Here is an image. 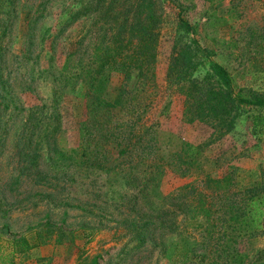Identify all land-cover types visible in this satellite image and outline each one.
Here are the masks:
<instances>
[{"label": "rangeland", "instance_id": "1", "mask_svg": "<svg viewBox=\"0 0 264 264\" xmlns=\"http://www.w3.org/2000/svg\"><path fill=\"white\" fill-rule=\"evenodd\" d=\"M149 1L155 3L156 15L144 13L136 23V0L0 1V43L4 51L3 62L0 60V81L4 83L0 89L5 92V84L11 90L5 101L10 106H0V242L9 249L11 239L22 235L33 239L37 230L45 238L41 245L17 256L15 264H210L185 259L192 240L182 236L185 232L179 233L191 226L183 214L174 219L173 226L157 229L144 244L135 237L137 226L124 228L118 220L134 216L143 219L160 208L171 210L164 197L204 172L217 177L233 169L234 178L241 184L264 180V125L252 127L249 118L258 110L264 113V106L252 108L237 100L230 112L231 128L221 135H213L206 122L183 117L192 78L209 79L217 86L223 83L211 67L214 62L227 70L234 93H256L264 99V0L145 3ZM29 20L34 21L31 30ZM29 31L32 36L26 34ZM98 42L117 48V55L138 54L157 60L156 77L148 90L152 109L144 125H157L162 151L179 149L183 139L201 146L198 171L193 176L163 172L157 185L148 194L146 190L140 192L136 202L120 194L136 192L138 182L156 175L136 162L125 165L127 171L121 173L81 177L68 190L55 194V200L42 174L40 180L23 176L16 182L20 146L30 145L23 126L38 105H46V115L37 114L41 122L37 119L39 124L32 132L36 153L31 159L33 166L38 165L32 176L64 170L59 162L54 167L48 150L50 139L44 136L56 87L63 88L57 111L58 141L69 149L78 147L84 89L76 79L61 81L60 74L79 71L88 58L105 52L106 45L96 50ZM125 47L130 48L120 50ZM124 76L123 72L112 73L107 97L114 99L124 84L128 89L136 87L137 69ZM76 196L82 206L75 204L77 199L72 197ZM14 202L11 207L9 203ZM160 215L170 216L166 212ZM240 249L245 260L230 264H264V228ZM258 251L263 253L255 260Z\"/></svg>", "mask_w": 264, "mask_h": 264}, {"label": "trees", "instance_id": "2", "mask_svg": "<svg viewBox=\"0 0 264 264\" xmlns=\"http://www.w3.org/2000/svg\"><path fill=\"white\" fill-rule=\"evenodd\" d=\"M146 1L136 0L137 9L134 12L133 23L139 22V17L144 13L149 17L156 15L155 3L153 1L145 3ZM33 22L29 20V30ZM26 34L32 36L31 31ZM117 34L121 35L119 30ZM105 45L106 43L102 42L96 43V50H103ZM129 48L120 50L128 51ZM116 49L107 44L104 47L105 52L101 54L97 52L88 58V62L83 64L79 71L60 74L61 81L69 83L76 79L78 83L81 82L84 89L83 116L78 122L80 143L75 149H69L58 141L60 121L57 111L63 96V88L54 89L52 102L54 106L51 109L50 122L45 127L44 136L50 139L48 150L54 167L59 162V166L64 168L63 171L48 170L32 176L38 168L37 164L33 166L31 159V157L35 159L32 155L36 153L32 132L36 130L39 121L41 122L37 114L40 113L43 116L45 113L43 108L46 105L43 104L41 107L38 105L36 110L30 112L23 126V135L27 137L30 145L28 147L24 143L20 146L21 157L17 183L23 176L30 180H34V177L36 180L46 178L45 184L52 189L49 195L54 199L55 194L68 190L72 184L78 183L81 177L100 176L110 172L121 173L127 171L124 168L125 165L136 162L139 165L145 164L149 172L156 173L155 177H149L150 179L146 177V182L145 179L141 184L138 182L135 187L136 192L120 194L129 201L136 202L140 192L146 190L145 193L148 194L149 190L157 185V178L163 172L191 177L198 171L200 145L183 139L179 149L165 153L162 151V134L157 125L153 123L144 125V120L152 109L150 99L152 96L148 94V90L156 77L154 71L157 60L141 57L138 54L117 55L114 53ZM0 56L3 62L4 51L1 43ZM211 67L226 84V88L223 83L217 86L209 83V79L192 78V85L188 86L186 92L183 117L188 120L197 119L206 122L212 127L213 135H221L231 128L230 112L237 100L239 103L259 109L264 106V99L256 93L247 95L234 93L227 70L215 62ZM133 69H137L136 87L128 89L124 84L114 99L107 97V83L112 73L123 72L126 78L129 71ZM3 83L0 81V84ZM3 87L5 92L0 89V106L3 104L7 109L10 105L5 103L6 95H11V90L7 89L5 84ZM249 118L252 127L264 125V113L259 110L249 115ZM233 171L232 169L217 177L204 172L188 181L182 188L164 197V200L170 204L171 210L160 208L157 211L148 212L142 217L143 219H136L134 216L132 219L126 217L118 222L124 228L137 226L135 237L144 244L157 229L164 225L165 227L173 226L174 219L183 214L186 223L190 222L191 230L185 226L179 233L185 232L186 234L182 236L185 238L188 236L189 240L190 238L192 240L190 247L187 248L186 260L193 261L196 258L201 263L207 261L210 264H230L233 260L241 263L246 256L240 246L246 240L261 234L264 228V180L258 179L249 184H241L234 178ZM40 174L42 178L39 177ZM140 185L143 186H141L142 189L139 188ZM72 198L77 199L75 204L82 206L79 197ZM64 203L70 202L64 201ZM9 204L12 207L15 202ZM162 212L169 213V218L166 217L168 215H160ZM175 226L177 229L178 225ZM44 241L45 238L37 230L33 239L25 235L11 239L9 249L4 248L0 242V264H15L17 256L28 253ZM177 248L175 247L176 250ZM262 253L263 251H258L255 260L259 259ZM94 262L88 261L83 264H94Z\"/></svg>", "mask_w": 264, "mask_h": 264}]
</instances>
